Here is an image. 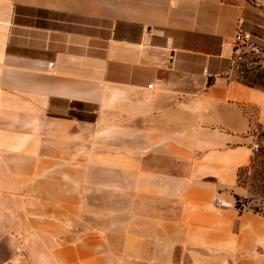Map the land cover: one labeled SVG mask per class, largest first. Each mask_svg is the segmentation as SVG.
<instances>
[{"label": "crops", "instance_id": "1", "mask_svg": "<svg viewBox=\"0 0 264 264\" xmlns=\"http://www.w3.org/2000/svg\"><path fill=\"white\" fill-rule=\"evenodd\" d=\"M255 12L0 0V264H264L236 206L264 90L223 48Z\"/></svg>", "mask_w": 264, "mask_h": 264}, {"label": "rangeland", "instance_id": "2", "mask_svg": "<svg viewBox=\"0 0 264 264\" xmlns=\"http://www.w3.org/2000/svg\"><path fill=\"white\" fill-rule=\"evenodd\" d=\"M255 15L248 30L256 49H248L243 59L234 64V77L249 86L264 90V0H251ZM255 153L251 164L240 172L244 208L264 214V127L256 123Z\"/></svg>", "mask_w": 264, "mask_h": 264}, {"label": "built area", "instance_id": "3", "mask_svg": "<svg viewBox=\"0 0 264 264\" xmlns=\"http://www.w3.org/2000/svg\"><path fill=\"white\" fill-rule=\"evenodd\" d=\"M253 35L243 29H240L234 37V40L230 44H224V49H231L232 51V61L234 64L241 61L243 56L246 54L248 49H256L255 45L252 43ZM52 65V64H51ZM152 87V85H150Z\"/></svg>", "mask_w": 264, "mask_h": 264}, {"label": "trees", "instance_id": "4", "mask_svg": "<svg viewBox=\"0 0 264 264\" xmlns=\"http://www.w3.org/2000/svg\"><path fill=\"white\" fill-rule=\"evenodd\" d=\"M243 30H246V29H244V28H242ZM246 31H248V32H250L248 29L246 30ZM253 87V86H252ZM247 167H245V168H242V169H240V171H239V175H240V172L242 171V170H244V169H246ZM240 181V180H239ZM236 199H237V203H236V206H237V208L238 209H240L241 211H243L244 210V206H245V204H244V202H243V199L241 198V197H236Z\"/></svg>", "mask_w": 264, "mask_h": 264}]
</instances>
